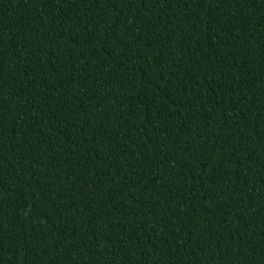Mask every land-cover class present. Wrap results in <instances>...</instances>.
I'll list each match as a JSON object with an SVG mask.
<instances>
[{
  "label": "trees",
  "instance_id": "obj_1",
  "mask_svg": "<svg viewBox=\"0 0 264 264\" xmlns=\"http://www.w3.org/2000/svg\"><path fill=\"white\" fill-rule=\"evenodd\" d=\"M0 264H264V0H0Z\"/></svg>",
  "mask_w": 264,
  "mask_h": 264
},
{
  "label": "snow or ice",
  "instance_id": "obj_2",
  "mask_svg": "<svg viewBox=\"0 0 264 264\" xmlns=\"http://www.w3.org/2000/svg\"><path fill=\"white\" fill-rule=\"evenodd\" d=\"M109 2H113V0H109ZM245 3H247V0H244ZM239 6V3H237V7Z\"/></svg>",
  "mask_w": 264,
  "mask_h": 264
}]
</instances>
